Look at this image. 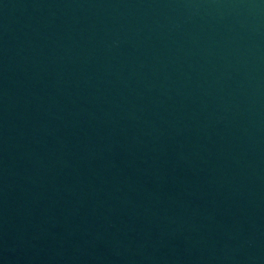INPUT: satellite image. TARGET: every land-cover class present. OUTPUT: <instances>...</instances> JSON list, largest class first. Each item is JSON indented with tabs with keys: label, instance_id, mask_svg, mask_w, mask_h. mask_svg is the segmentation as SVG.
I'll use <instances>...</instances> for the list:
<instances>
[{
	"label": "water",
	"instance_id": "obj_1",
	"mask_svg": "<svg viewBox=\"0 0 264 264\" xmlns=\"http://www.w3.org/2000/svg\"><path fill=\"white\" fill-rule=\"evenodd\" d=\"M0 264H264V0H0Z\"/></svg>",
	"mask_w": 264,
	"mask_h": 264
}]
</instances>
